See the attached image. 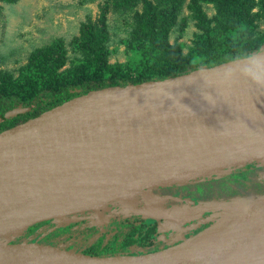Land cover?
<instances>
[{"label": "water", "instance_id": "water-1", "mask_svg": "<svg viewBox=\"0 0 264 264\" xmlns=\"http://www.w3.org/2000/svg\"><path fill=\"white\" fill-rule=\"evenodd\" d=\"M29 111L19 106L5 116ZM263 161L264 49L162 81L93 90L0 133V239L129 202L144 190ZM205 214L213 215L212 224L184 240L197 238L175 257L150 258L171 247L97 257L0 241V264H264V195L235 210L227 200L193 207L187 201L159 231Z\"/></svg>", "mask_w": 264, "mask_h": 264}, {"label": "trees", "instance_id": "trees-1", "mask_svg": "<svg viewBox=\"0 0 264 264\" xmlns=\"http://www.w3.org/2000/svg\"><path fill=\"white\" fill-rule=\"evenodd\" d=\"M116 1L114 7L120 11L127 9L132 2ZM0 2L13 4L16 0ZM182 2L143 0L142 10L136 11L134 15L129 41L132 55L127 63L109 62L108 13L112 3L108 1L101 6L96 19L88 17L87 21L81 23L79 36L74 41L82 61L74 70L75 73L60 72L67 64L63 38L35 49L28 65L17 78L0 69V133L93 90L162 81L201 68L247 58L264 49V30L260 26L264 23V0H189L186 6L189 15L181 19V24L185 26L191 19L196 22L201 34L194 42L195 47L185 54L182 46L170 42L172 30L180 23L178 16ZM204 5L214 7L216 16L212 20L204 10ZM213 22L218 26L216 32L212 30ZM19 106L29 107L30 111L15 118L5 116L8 111ZM242 177H246L245 174ZM86 214L82 212L67 217L74 222L55 231L42 244L53 243L60 249L79 252L81 245L97 235L98 240L83 251L86 255L97 257L143 255L126 252L134 245L144 247L152 244L150 235L143 236L146 224L140 215L100 214L84 219ZM112 219L115 221L113 227ZM48 222L31 226L26 234H31Z\"/></svg>", "mask_w": 264, "mask_h": 264}, {"label": "rangeland", "instance_id": "rangeland-1", "mask_svg": "<svg viewBox=\"0 0 264 264\" xmlns=\"http://www.w3.org/2000/svg\"><path fill=\"white\" fill-rule=\"evenodd\" d=\"M108 1L112 3L108 13L109 62L111 64L127 63L132 55V49H129L131 48L129 41L134 15L136 11L142 10L143 0H129L128 2L132 1L129 3V7L121 11L114 7L116 0H16L13 4L0 2L2 5L0 14V69L17 78L28 65L29 57L35 49L50 45L57 38H63L67 49V64L60 72L66 74L72 71L75 73L74 70L82 61V55L74 41L79 36L81 23L87 21L88 17L96 19L101 12V6ZM188 3L189 0H183L178 16L180 23L170 34V42L182 46L185 54L195 47L194 42L201 34L195 21L190 19L185 26L181 24V19L189 15L186 8ZM204 10L211 20L216 16V11L212 5H204ZM260 26L264 30L263 22ZM217 27V23L213 22L212 30L214 32L217 31ZM256 169L257 173L252 170L253 173L249 176L250 180L264 182V161L256 163ZM236 173L237 170H228L218 176L197 178L183 184L144 190L139 195L129 198V202L124 200L109 202L89 212L84 219L97 217L101 213L121 208L122 214H141L148 218L149 222L161 220V217L167 213L164 212L167 209L165 202L173 199L174 205H180L179 200L171 198V194L168 192L160 194L159 203H143L142 200L149 201L157 198L158 194L154 190L161 192L165 188L170 189V187H175L176 191L184 190V193L193 200L196 198L200 200L204 198L205 201L218 198L227 200L231 204L232 210L264 195V185L247 188L246 185L243 186L240 182H236V179L231 180V177H235ZM226 178H228L227 185L223 181ZM211 180L215 182L205 184ZM235 191L240 193H234ZM127 205L130 206L126 208ZM73 222L69 218L49 221L46 225L36 228L31 234L27 235V231H24L23 233L5 236L0 241L42 244L45 238ZM96 240L98 237L92 238L79 252L83 253V250L90 247ZM49 245L53 246V243Z\"/></svg>", "mask_w": 264, "mask_h": 264}, {"label": "flooded vegetation", "instance_id": "flooded-vegetation-1", "mask_svg": "<svg viewBox=\"0 0 264 264\" xmlns=\"http://www.w3.org/2000/svg\"><path fill=\"white\" fill-rule=\"evenodd\" d=\"M252 170H255V172H256V170H257L256 169V163L237 170L235 177H233V178L231 177V180L236 179L235 180L236 182H240V184H242L243 186L246 185L247 188H251L255 185L256 186L264 185V182L250 180L249 176L251 173H253ZM239 174H240V176H239ZM242 174H245L246 177H242ZM227 180H228V178L223 180L224 184H226V185L228 183ZM212 182H215V181L211 180L209 182H206L205 184H212ZM154 191H155V193L158 194L157 198L151 199L149 201H146L145 199H143L142 202L143 203H147V202L159 203V201L161 199L160 194H162L164 192H168L169 194H171V198L179 200V202L181 204L180 205H174V200L169 199L168 201L165 202V207L167 206V209H170V210H167V209L164 210V212H167V213L163 217H161V220L154 221V222H149L148 218H145L141 214H136V215H140L142 218H144V222L146 224V229L144 230L143 236L145 237L147 235H150L149 241L152 244H150L148 246H144V247L134 245L133 247H131V249H129V251L126 252V254H128V253H139V254L148 253L149 254L152 252L156 253V252L162 251L164 249H168L170 247L178 245V244L182 243L184 240L189 239L192 236H195L201 229H204L206 226H208L211 223V220H212L211 214H205V215H203L202 218L195 220V221H192V222H188L176 230L169 229L165 232H160L159 226L161 223L164 222L165 218L168 216V214L172 211L173 208L184 207L185 205H187V201H189L190 206L193 207V206H196L197 204H200L202 202L221 200V198L213 199V200H207V201H205L204 198L202 199L203 201L200 200L199 198L198 199L196 198L195 200H193L191 197H189L188 195H186L184 193V190L176 191L175 187H170V189L165 188L161 192H158L157 190H154ZM234 193H240V192L235 191ZM120 212H121V208H116V209H113L111 211H108L106 213H101V214L102 215L103 214H113V215H118V216H120V215L124 216L125 215V214H122V212L121 213ZM88 214H89V212H87V214L85 216H87ZM130 215H135V214H130ZM113 219L111 220V221H113V223L111 225L112 227H113L114 222H115ZM116 219L119 220V218H116ZM102 231L104 232L105 230H102ZM100 235L101 234H98V236H100ZM94 237H97V235L91 237L90 240ZM88 242H85V244L81 245L80 248L82 249L83 246H85ZM121 251L124 252V250H121ZM124 256H126V255H124Z\"/></svg>", "mask_w": 264, "mask_h": 264}, {"label": "bare ground", "instance_id": "bare-ground-1", "mask_svg": "<svg viewBox=\"0 0 264 264\" xmlns=\"http://www.w3.org/2000/svg\"><path fill=\"white\" fill-rule=\"evenodd\" d=\"M174 180V179H173ZM173 180H169L168 182H166L165 184H172L176 181ZM99 202H94L93 204L88 205L85 209H93L96 206H98ZM197 241V238L194 239H190L188 241L182 242L180 243V245L175 246V247H171L170 249L166 250L165 252L159 253L153 257H150L153 261L154 260H159L164 256H170V257H175L177 256L181 251H183L184 249L190 247L191 245H193L195 242Z\"/></svg>", "mask_w": 264, "mask_h": 264}]
</instances>
